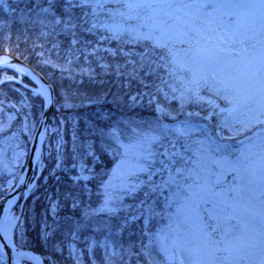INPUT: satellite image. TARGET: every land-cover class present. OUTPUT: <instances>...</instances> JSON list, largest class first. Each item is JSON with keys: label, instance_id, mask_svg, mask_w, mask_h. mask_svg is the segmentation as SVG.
Wrapping results in <instances>:
<instances>
[{"label": "snow or ice", "instance_id": "obj_1", "mask_svg": "<svg viewBox=\"0 0 264 264\" xmlns=\"http://www.w3.org/2000/svg\"><path fill=\"white\" fill-rule=\"evenodd\" d=\"M0 4L8 7L5 0ZM47 5L33 7L51 15L53 27L63 23L57 35H66L70 44L86 46L98 28L107 34L101 39L116 41L122 62L100 67L114 70L130 90L136 86V96L129 91L133 102L145 94L150 104L157 99L159 114L147 129L133 126L126 143L121 137L127 125L99 130L100 151L118 153L120 166L101 179L98 208L67 194L73 216L79 213L74 227L93 216H116L121 194L143 189L131 220L125 216L105 227L119 235L143 218L136 255L146 264H264V0H61L60 6L47 0ZM160 96L179 101L181 111L193 105L197 110L174 126L164 125L162 116L176 117L159 106ZM200 112L205 113L200 119L212 123H193ZM140 173L147 182L129 185L128 177ZM157 175L159 182L152 179ZM81 194H87L86 185ZM15 226L14 217L0 220V234L9 238Z\"/></svg>", "mask_w": 264, "mask_h": 264}, {"label": "trees", "instance_id": "obj_2", "mask_svg": "<svg viewBox=\"0 0 264 264\" xmlns=\"http://www.w3.org/2000/svg\"><path fill=\"white\" fill-rule=\"evenodd\" d=\"M39 3L41 7H47V0H5L8 5L0 4V55L8 53L23 60L28 65L40 72L52 85L55 95L56 106L59 109L55 112L56 124L62 121L63 138L65 141V153H69L71 135L78 138L81 152L95 154V171L98 174L97 181H90L91 187L90 198L81 194V184H73L71 180L60 174L52 168V160L42 171L37 188L29 195L24 203L21 223L15 232V242L19 248L29 250L39 255L44 264H74L70 253L69 243L71 236L75 232L76 245L80 249L84 260L89 263L88 245L93 236L107 238L113 245L114 252L119 255H113L111 264H146L144 257L137 256L136 250L140 249V230L141 219L132 221L126 231L120 232L119 235L109 234L106 224H115L122 222L125 216L135 212L137 203L144 199V190L133 194L127 198L124 203L128 206L127 211L121 208L116 216H100V219L88 220L81 222L77 229L74 227L75 221L79 220V213L74 216L72 209L68 206L66 196L69 192L80 196L85 203L95 207L93 199L98 196L101 179L105 180L107 173L113 164L111 151L101 152V138L98 133L101 128L104 131H110L108 125L119 124L132 128L138 121L154 124L158 114L155 112V105L149 103V99L138 98L135 102L131 99L126 88L118 78L114 70L109 73L97 72L92 77L77 76L71 73H63L52 70L47 66L39 63L38 53L44 50H51L62 55H72L86 57V54H93L92 58H99L102 62L109 65L122 62V55L117 51V43H100L96 36L89 34L87 36V45L70 44L66 35H57L62 33L65 25L63 23L52 26V16L42 12L40 8L33 7ZM58 6L61 0H57ZM77 13L79 10H74ZM59 16V7L57 10ZM66 19V17H65ZM92 20V17H89ZM43 21V23H40ZM35 22V23H34ZM80 33L79 27L73 29ZM96 33L97 29L93 30ZM83 40V34H81ZM55 45V46H54ZM107 50V51H106ZM125 50H127L125 48ZM85 52V53H84ZM83 53V54H82ZM85 54V55H84ZM10 74L9 71H0V80L3 75ZM22 83L32 86L33 84L26 78ZM67 96L68 105H64V97ZM175 120L168 117H161L162 124H170L176 121H182L188 118L189 111H196V107H186L181 111L175 102H170ZM15 108L18 109L16 119L13 121L14 129L21 127L22 116H28L31 125L37 122L39 113L42 109V99L38 96H32L25 87L15 82H7L0 86V113L2 121H6L3 115L6 112L16 114ZM200 116L191 117L192 122L209 125L212 121H204ZM133 121L126 124V121ZM115 147V145H113ZM115 154V153H113ZM93 156L85 159L87 164L91 163ZM67 165L71 161L67 159ZM53 170V171H52ZM46 181L44 182V179ZM2 181V177H0ZM3 194L0 192V197ZM54 207V208H53ZM83 207V205H81ZM69 217H72L70 220ZM93 218V217H92ZM115 229H113V233ZM98 239V237H94ZM135 245V249H133ZM127 250V251H126ZM1 257V256H0ZM102 263V262H101ZM0 264H3L0 262Z\"/></svg>", "mask_w": 264, "mask_h": 264}, {"label": "rangeland", "instance_id": "obj_3", "mask_svg": "<svg viewBox=\"0 0 264 264\" xmlns=\"http://www.w3.org/2000/svg\"><path fill=\"white\" fill-rule=\"evenodd\" d=\"M92 19H94L92 17ZM102 35H107L106 33L103 32V29H99L98 28V32L96 33L97 39L99 42L102 41H109V40H104L101 39ZM116 42V41H115ZM38 57H39V63L43 66H47L50 69L53 70H57L59 72H63V73H71L77 76H83V77H92L95 75L96 72V66L98 64V69L100 73H106V70L102 69L100 67L101 64H104L103 62H93L91 61V58L89 57H79V56H69V54L67 55H62V54H58L55 53L51 50H42L38 53ZM69 60H71V64H69ZM96 60L98 61V58H96ZM67 69V70H64ZM84 70V71H82ZM5 79H10L12 80V77L10 76H4ZM120 83H123V86L126 88V91L129 93V91L131 92V96H136L137 95V91H136V86L133 85L131 90L127 87L126 82L122 79L120 81ZM33 95H35L33 93ZM146 97H148L147 94H145ZM207 97V93L204 94ZM149 98V97H148ZM158 101H159V106L161 108L164 109L165 113H168L171 116H174V112L172 107L168 104L169 102L173 101L171 99V97H169L167 100H165L163 98V96L158 97ZM179 102V101H177ZM153 103L155 104V108L157 105V99H153ZM65 105V103H64ZM181 108V107H180ZM156 112V111H155ZM157 113V112H156ZM158 114V113H157ZM41 115V113H40ZM39 115V118H40ZM159 115V114H158ZM200 115H205L204 112H200ZM17 114L15 115L13 112H6L3 115V118L6 119V121H2V116L0 113V177L4 176V180L3 182H0V189L3 190H10L13 187L14 181L20 176V168L23 166V164H25L26 161V156L28 154L27 152V148H26V143H30L33 137V133H34V125H31V122L29 120L28 116H22L21 119V126L23 128H21V132L22 134H24V136L26 137V141L24 140V138L20 135L21 133L18 132L13 128V121L16 119ZM162 117H168V115L162 116ZM129 122H133V121H126V124H129ZM180 121L178 122H173L171 124H164V125H168V126H174L176 124H178ZM194 123V122H193ZM152 124V123H148V122H142V121H138L136 122V124H134L133 126H140L144 129H147L148 126ZM130 126V127H133ZM205 126V125H203ZM125 125L122 126L121 129H124ZM131 128H128L124 131V135L121 137L122 140H124V142L126 143L127 140L124 139L125 136H127L130 132ZM49 131H55L57 136L54 134L52 136L53 133H51L48 136ZM250 134V133H249ZM63 133H62V122H59L57 124H52L50 126V129H48V131H46L45 137H44V149H43V153H42V159H39L37 165L38 168L41 172L42 168L44 166H47L55 157L56 155V167L58 169L59 172L63 173L64 175L67 176V178L69 180H73L75 182H79L81 185H85V183L87 181L84 180H74L73 178L76 176H84L87 175L89 176V179L93 176L92 173V169L89 167H86L83 165L82 160L77 156V153L75 152L74 155V163L73 166L71 165L70 168L73 167V171L74 172H69V168L66 167V165L64 164L65 161V156H64V152H63V147H64V139H63ZM22 137V138H21ZM72 140H71V144L73 146V148H75V146L77 145V141L75 140V138L73 137V135H71ZM59 139V140H58ZM240 139H243V137H240ZM115 155V156H114ZM112 155L114 157V164L111 168V170L108 173L107 179H109V176L112 173V170L114 168H117L118 166H120V162H121V156L116 153ZM44 165V166H43ZM59 165V166H57ZM75 165V166H74ZM83 165L84 166V171L82 172L80 169V166ZM88 169H91V172L88 171ZM145 176L143 173H140L138 175H133L128 177V183L129 185L132 184H138L142 181L141 177ZM157 179L155 180L156 182H159L161 177L159 175L156 176ZM230 178V177H229ZM46 181V178L44 179V182ZM112 182L114 184L119 185L120 180L117 177H112ZM145 182V181H144ZM36 186V185H35ZM35 186L32 187V191L35 189ZM87 187V194L86 197L90 196V192H89V187L86 185ZM102 192L103 189L101 188L100 191L98 192L100 194V198L99 200L96 201V206L95 208H98L99 205L103 202V196H102ZM136 193V192H135ZM123 196V200L125 197L130 196V193H122L121 194ZM162 199V197H161ZM122 200V202H123ZM120 202V203H122ZM148 204H152L153 200H148L147 201ZM138 207H140L139 203H138ZM54 208V207H53ZM102 216V215H101ZM10 217H14L16 218V212L13 209V211L10 212ZM100 219V216H93V218H91L93 221L97 219ZM89 219V223L92 222V220ZM142 225H144V220L142 218ZM156 227H159L160 225H155ZM155 230V228L153 229ZM102 242L106 243L107 246H102ZM145 243H147V240L145 239ZM98 247L99 249V253H100V257L104 260L105 264H108V262H111V257L113 254V247L110 244V242L105 239L102 238V240L100 241H96V240H92L88 251H89V256H90V260L92 262V264H100L95 256V253H93V250ZM69 253L70 256L74 262V264H85L82 255L79 251V249L76 247L75 242L72 241L69 245ZM160 259H163V257H161ZM1 261H3L1 259Z\"/></svg>", "mask_w": 264, "mask_h": 264}, {"label": "water", "instance_id": "obj_4", "mask_svg": "<svg viewBox=\"0 0 264 264\" xmlns=\"http://www.w3.org/2000/svg\"><path fill=\"white\" fill-rule=\"evenodd\" d=\"M19 68L22 71H17L16 69ZM8 69L18 72L19 74L25 75L31 78L38 86V92L44 98V108L41 117V121L38 125V128L35 132L29 153V159L26 165V169L23 173L18 184L15 188L4 198L0 201V220H4L6 218L7 213L14 205L18 197L23 193L24 197L27 195L29 189V183L31 177L34 172L35 162L38 158L41 150V143L42 138L48 124V121L52 115L54 110V99H53V91L50 84L34 69L23 63L22 61L18 60L17 58L11 57L9 55L0 56V70ZM17 223V221H16ZM15 228V227H14ZM9 233V238L5 239L2 234H0V247L2 252L4 253L8 264H13V260H18L19 264L22 260H30L27 256L40 261L38 257L33 254H25L19 251L13 242V230ZM23 254V255H21ZM30 260L35 264L37 261Z\"/></svg>", "mask_w": 264, "mask_h": 264}]
</instances>
